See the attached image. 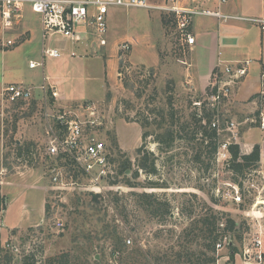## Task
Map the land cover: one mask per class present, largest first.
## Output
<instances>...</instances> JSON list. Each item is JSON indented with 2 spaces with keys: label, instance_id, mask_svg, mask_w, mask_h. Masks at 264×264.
<instances>
[{
  "label": "rangeland",
  "instance_id": "obj_1",
  "mask_svg": "<svg viewBox=\"0 0 264 264\" xmlns=\"http://www.w3.org/2000/svg\"><path fill=\"white\" fill-rule=\"evenodd\" d=\"M154 12L111 6L107 15V44L112 36L119 40L117 44L132 42L138 29L144 32L150 27L147 16ZM160 15L161 33L155 38L157 57H154V49L135 45L139 59L150 61L155 58L153 65L136 63L130 58L132 43L122 60L117 57L115 80H108L106 76L108 66L106 68L104 63L108 53L104 51L105 47L102 50L90 42V50L85 55L79 51L81 48H75L76 56H69L64 61H59L63 58H46L43 69H28L30 59L39 60L41 44L39 17L30 8L25 9L13 32L22 34L24 26L34 33L33 38L25 40L23 35L18 38L11 35L15 45L0 48V91L10 82L39 85L43 70L55 77L66 75L57 89L72 98L64 105L51 97L44 100L39 88L35 89L34 98L29 102H7L0 96V244L12 253L10 264H21L28 254L34 255L35 264H45L47 259L65 253L69 257L68 264H95L96 261L99 264H125L122 260L119 262L121 255L135 256L136 264H156L154 258L170 253L171 244L182 236L181 231L190 222V217L204 213L208 208L227 212L238 224L244 222L242 239L237 240L233 233L227 234L222 248L216 251L217 258L243 255L244 247L251 246L249 233L254 224L260 222L264 234V181L258 173L235 175L229 167L230 161L217 162L216 156L211 164L206 151L200 153L198 141L187 136L161 147L154 141L161 130L159 123L168 125L170 113L177 126L186 122L192 128L193 113L199 117L203 107L209 110L206 97L210 83L200 92L184 82L180 75L179 31L171 14ZM49 43L56 47L72 44L65 39H54ZM117 70L121 71L120 76H117ZM198 101L200 103L196 104ZM92 102L106 122L104 128L97 131V136L107 145L115 159V167L120 160H130V169L125 174L130 175L133 182V186H128L122 183V175H117L115 187L98 193L97 199L92 197L97 193L80 187H52L53 169L60 161L47 153L49 137L45 132L44 113L56 111L60 106L75 107ZM227 103L221 105L222 119L240 120L236 112L227 111ZM146 119L150 125L145 130L150 135L142 139L140 123ZM219 140L227 141L228 134H221ZM142 144L157 158L155 175H147L137 166L136 149ZM16 145L29 150L24 149L17 157ZM135 171L137 177L132 178ZM233 178L242 182V203L224 195L231 188L229 184L233 183ZM250 178L254 179L255 187L249 188ZM148 182L159 183L162 187H147ZM130 192L154 193L161 202L169 203L170 216L142 209ZM45 203L49 205L47 213ZM57 221L63 225L58 227ZM111 230H116L125 243L127 239L131 240L126 247H120L123 252L114 256L111 255L113 239L104 236ZM234 249L236 253H233Z\"/></svg>",
  "mask_w": 264,
  "mask_h": 264
},
{
  "label": "built area",
  "instance_id": "obj_2",
  "mask_svg": "<svg viewBox=\"0 0 264 264\" xmlns=\"http://www.w3.org/2000/svg\"><path fill=\"white\" fill-rule=\"evenodd\" d=\"M195 1V0H192ZM217 5L211 8L198 5H186L183 0H163L159 4H151L149 0H0V48L13 47L16 43L11 35L13 29L20 23L26 8L38 15L40 22L41 49L39 60H30L28 66L31 69H43L46 57L58 58L64 55L75 56V51L68 54L61 49L49 44L50 40L65 39L72 44L83 42L87 39L91 45L102 47L107 44L106 33L108 29L107 15L111 6L124 8L156 9L171 14L174 18L176 29L180 34L183 48L194 44V37L189 32L191 20L197 15L216 17L226 21L228 19H247L255 22L260 30L264 31V16L258 18H245L238 15L224 13L222 5L227 0H216ZM118 59L130 49L129 42L117 44ZM187 54V50H184ZM180 62L187 65L186 59ZM251 59H243L223 66L216 70L208 86L206 105L213 112L211 126L216 129L218 138L227 133L228 140L218 141L216 150L217 162H228L230 153L228 144L238 142L240 127L246 123H254L264 130V89L257 94V109L253 117L244 120L225 118L220 112L221 105L231 95L234 87L248 74ZM121 71L117 70V76ZM42 90L43 99L46 97L59 99V92L53 84L48 82V77L42 76L37 86L24 85L10 82L3 86L0 96L7 102H29L34 98L35 89ZM200 103L199 101L196 102ZM77 111H80L78 113ZM45 132L49 137L46 146L47 153L53 157H60V164L53 169L51 178L54 189H72L80 187L93 193H103L105 189L115 187L118 169L105 142L97 136V131L104 128L106 122L104 115L98 113L96 104L81 103L75 107L60 106L56 111H45ZM238 144V143H237ZM77 172L78 178L74 176ZM254 179H249V188L255 187ZM224 195L236 203H242V195L238 184L230 183ZM118 187V186H117ZM61 227L63 223L57 221ZM251 236V246L243 249V257L256 262H263L264 257L260 250L262 245L263 230L259 222L254 224ZM219 241L215 248L219 251L223 242ZM131 240L127 239L126 243Z\"/></svg>",
  "mask_w": 264,
  "mask_h": 264
},
{
  "label": "crops",
  "instance_id": "obj_3",
  "mask_svg": "<svg viewBox=\"0 0 264 264\" xmlns=\"http://www.w3.org/2000/svg\"><path fill=\"white\" fill-rule=\"evenodd\" d=\"M149 1L151 4H159L163 2V0ZM183 2L186 5H198L206 8H211L217 5L216 0H183ZM147 10L155 11L153 14L147 16L150 27L144 32L138 29L134 39L131 40L132 42L129 41L130 45L133 43L130 58L136 63L153 65L151 63L157 57L155 38L161 33L158 18H160V14L168 13L156 9ZM222 10L224 13L231 15H238L245 18H258L264 16V0H227L225 4L222 5ZM23 29V37H26L25 40H31L34 33L29 29L24 28V26ZM39 32L40 27L38 33ZM189 32L195 39L194 44L190 47L186 46L183 48L181 45L182 42L180 41V53L182 56L180 59L184 58L188 63L187 65H184L180 62V75L184 77V82L193 85L196 89H199L200 92H203L210 83L216 70H221L224 65L229 63H234L243 59H251L252 62L248 74L234 87L230 97L226 101L228 102L227 111L232 113L236 112L235 114H238L236 116H239L240 120H244L247 117H253L258 105V100L256 99L257 94L261 89H264V31L260 30L255 22L247 19H228L223 21L212 16L197 15L191 20ZM117 43H119V40H115L112 36L110 41H108V44L100 47L102 50L105 47L104 51L108 53L104 63L106 68L108 66V71L107 73L105 72L108 80H115V70L118 69ZM137 44H141L144 48L150 47L154 49L155 58L150 61L140 60L139 55L136 54L138 50L135 45ZM107 45L109 48H106ZM88 46L89 41L84 39L83 42H79L78 45L69 44L57 48L67 54L70 51L78 52L76 49L81 48L79 51L85 55L87 54V51L90 50L88 49ZM141 46L140 48H142ZM40 49L41 44L38 50L39 56ZM185 49L187 50V56L185 54L182 55V52L184 53ZM140 51L142 50L140 49ZM67 57L69 56L64 55L58 58H63L59 61H64ZM46 58L58 59L52 57ZM28 69L32 70L31 68ZM41 72L42 76L48 77V82L53 84L56 89L59 82L62 83L66 78V75L55 77L44 73L43 70H41ZM24 85L36 86L34 83ZM57 91L59 92L58 89ZM69 99L72 98H68L64 93L59 92V99L56 101L60 100V103L64 105L71 101ZM239 130L240 133L237 143L242 153H249L255 144L260 148V161L257 173L262 181H264V130L260 129L254 123L246 122ZM262 238L264 239V234ZM263 242L264 240L262 241V244ZM260 249L264 256V248L262 249V245ZM220 258L222 259V263H220ZM220 258H217L216 264H264V260L263 262H256L252 259L247 260L241 254L235 255L232 259L226 255L221 256Z\"/></svg>",
  "mask_w": 264,
  "mask_h": 264
},
{
  "label": "trees",
  "instance_id": "obj_4",
  "mask_svg": "<svg viewBox=\"0 0 264 264\" xmlns=\"http://www.w3.org/2000/svg\"><path fill=\"white\" fill-rule=\"evenodd\" d=\"M202 104V103H201ZM202 114L197 117L196 112L193 113L194 126L190 128L186 122L180 123V127L172 120V115H170V122L168 125L163 126L160 122L158 129H161L155 136V142L161 147L162 144L169 145L177 138L185 139L187 136L192 141H198V149L200 153L205 150L208 159L211 164L215 161V154L218 146V136L216 129L211 126V121L213 117V112L211 110L205 109L203 107ZM197 117V118H196ZM148 120H142L140 126L142 128L141 137L144 139L150 133L145 130V127L149 126ZM187 134V135H185ZM114 142V140H113ZM115 144V142H114ZM17 157L21 156L27 148H23L22 145H16ZM228 151L230 153V169L235 175L243 173H257L260 161V148L255 144L249 153H242L240 147L237 143H229ZM119 152V150H118ZM120 153V152H119ZM200 154L196 157L199 161ZM136 162L139 169H141L147 175L157 174L156 160L157 158L150 151L145 150L143 144L136 149ZM55 159L60 161V157H55ZM112 161L115 159L111 158ZM130 160L124 159L120 160L117 165L118 175H122V183L124 182L128 186H133L131 181V176L125 174L127 169H130ZM1 168V160H0ZM74 176L78 178L77 172H74ZM133 177H137V171H135ZM117 181V180H116ZM120 181V182H121ZM147 187H159L162 185L155 182H148ZM233 183L238 184L240 190L242 187V182L238 181L237 178H233ZM135 198V202L142 205V209L151 211L154 214L163 215L164 217H169L172 212L169 203L167 201L161 202L154 193L149 192H130ZM194 198H197L196 194H192ZM93 198H98V194H92ZM215 203V202H214ZM49 210V205L45 203L44 211L47 213ZM191 220L188 225L181 231L182 236H178L176 240L170 246V253H164L162 257H155L154 260L156 264H216V244L223 239L227 234L233 233L237 240H241L243 237L242 225L244 222L238 224L234 218H232L227 212L224 211H213L212 208H208L204 213H199L197 216H191ZM190 232V233H189ZM104 236L108 239H113V249L111 250V255L114 256L115 253H121L120 247L125 246V240L116 233V230H111L107 232ZM189 236H192L189 239ZM180 239V240H179ZM195 245V246H194ZM3 252H5L3 254ZM237 250L234 249L233 253ZM160 253V252H158ZM119 257V256H118ZM264 257V256H263ZM13 258L12 253L8 250H4L0 244V264H10ZM230 259L232 257H229ZM116 259V258H115ZM126 262L127 264H136L137 259L135 256L129 255L119 257V262ZM69 257L68 254H61L58 257H51L46 260L45 264H68ZM33 254H28L23 257L21 264H35ZM125 263V264H126ZM95 264H99L97 261Z\"/></svg>",
  "mask_w": 264,
  "mask_h": 264
}]
</instances>
